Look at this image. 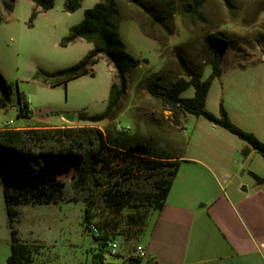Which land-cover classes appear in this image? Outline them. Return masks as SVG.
<instances>
[{"label":"rangeland","instance_id":"374dc122","mask_svg":"<svg viewBox=\"0 0 264 264\" xmlns=\"http://www.w3.org/2000/svg\"><path fill=\"white\" fill-rule=\"evenodd\" d=\"M98 1L83 0L78 10L68 12L66 0H55L53 8L38 13L31 22L33 2L16 0L14 19L0 24V71L12 85L11 104L0 109V130L6 128L4 123L9 120L15 122L12 128L29 121L21 115L20 99L32 106L34 118L30 124L58 123L69 113L93 115L104 111L114 77L106 60L93 66L94 75L74 78L66 86L52 87L39 74L40 69L53 72L68 68L93 48L92 43L82 39L67 46H62L61 40L84 19L85 10ZM146 1L166 17L164 22L152 21L140 8L118 0L121 36L128 51L141 58L142 63L128 73V93L116 118L95 126L127 137L152 139L159 151L202 160L214 170L223 187L229 189L231 180L232 189L245 186L246 191L241 192L249 195L256 185L251 173L264 176L263 155L204 117L182 114L180 125H175L171 112L141 81L164 72L187 77L178 54L206 79L212 72V56L204 38L208 33L222 34L229 45L222 60L223 73L209 89L206 109L220 117L223 105L233 124L264 142V0H209L191 21L183 13L187 0ZM194 95V87L181 94ZM151 113L156 114L158 122L150 119ZM66 121L78 128L93 125L78 116ZM73 174L71 171L61 176L66 182L62 202L19 205V216L12 224L0 184V264H8L13 229L19 240L32 243L37 249L34 264H92L98 252L104 254L108 264L130 263L145 232L131 242L120 236L109 240L119 244L117 254L112 255L108 245L98 242L84 223L85 203L81 188L74 186Z\"/></svg>","mask_w":264,"mask_h":264},{"label":"trees","instance_id":"16d2710c","mask_svg":"<svg viewBox=\"0 0 264 264\" xmlns=\"http://www.w3.org/2000/svg\"><path fill=\"white\" fill-rule=\"evenodd\" d=\"M34 4L30 20L38 13L53 8L55 0H31ZM140 8L152 21L164 18L146 0H126ZM209 0H187L184 16L192 20L199 16ZM83 0H66L68 12L78 10ZM16 0H0V24L8 20L15 9ZM118 0H100L85 10L84 19L70 28L61 40L67 46L80 39L93 44V48L77 63L57 71L39 70L43 82L52 87L64 85L83 75H94L93 66L101 57L113 68L114 77L108 103L104 111L88 115L80 113V120L93 125L87 127L57 128H4L0 130V184L4 187L9 221L19 216V205L58 204L64 200L66 182L62 175L74 171V186L81 188L85 203L84 223L91 230L93 219L100 230L93 234L103 246L115 236L126 242L138 238L146 231L150 214L162 210L178 175L182 159L159 151L152 139L114 134L95 124L116 118L128 93V73L139 66L142 59L128 51L120 33ZM164 22V21H163ZM143 29L145 27L143 26ZM206 48L211 53L212 72L203 75L187 65L178 54L187 77L171 72L153 74L141 84L164 109L171 112L175 125H180L182 114L204 117L247 142L264 157V142L252 132L245 131L229 118L221 105V116L206 109V98L212 82L223 73L222 60L229 40L219 33H208ZM144 61H147L144 59ZM195 88L193 97H182L183 91ZM12 85L0 71V109L11 104ZM20 112L29 116V103L20 99ZM156 122L155 113L149 116ZM257 184H264V177L251 173ZM114 241V240H113ZM37 251L32 243L21 241L12 230L11 254L8 264H34ZM133 254L129 264H141ZM92 264H108L104 254H94Z\"/></svg>","mask_w":264,"mask_h":264},{"label":"crops","instance_id":"0c3cea01","mask_svg":"<svg viewBox=\"0 0 264 264\" xmlns=\"http://www.w3.org/2000/svg\"><path fill=\"white\" fill-rule=\"evenodd\" d=\"M14 13L15 9L2 24H9ZM29 108L32 110L30 103ZM25 118L30 121L34 116L30 113ZM29 121L16 129L70 124L63 117L53 124ZM179 157L183 161L167 202L161 211L151 215L141 242L147 252V258L142 261L146 264H264V184L256 183L245 196L241 192L246 191L245 186L232 189L230 180L229 189L223 187L214 170L202 160Z\"/></svg>","mask_w":264,"mask_h":264},{"label":"built area","instance_id":"2783aa9c","mask_svg":"<svg viewBox=\"0 0 264 264\" xmlns=\"http://www.w3.org/2000/svg\"><path fill=\"white\" fill-rule=\"evenodd\" d=\"M14 123H15L14 120H9V121L4 123V126L6 128H12ZM91 231H93V233L96 235L99 234V229L95 224H91ZM118 246H119V244L116 241H112L109 243L108 247H109V251L112 255L117 254ZM133 255L135 257L141 258V259L147 258V252H146L145 246L142 243H138L135 247Z\"/></svg>","mask_w":264,"mask_h":264},{"label":"water","instance_id":"95a60500","mask_svg":"<svg viewBox=\"0 0 264 264\" xmlns=\"http://www.w3.org/2000/svg\"><path fill=\"white\" fill-rule=\"evenodd\" d=\"M65 118L69 121H74L76 118V115L74 113H69V114L65 115Z\"/></svg>","mask_w":264,"mask_h":264}]
</instances>
